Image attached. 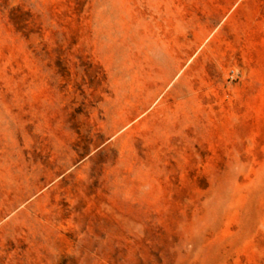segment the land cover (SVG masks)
I'll use <instances>...</instances> for the list:
<instances>
[{"label": "rangeland", "instance_id": "1", "mask_svg": "<svg viewBox=\"0 0 264 264\" xmlns=\"http://www.w3.org/2000/svg\"><path fill=\"white\" fill-rule=\"evenodd\" d=\"M188 0H0V264H264V43L164 80Z\"/></svg>", "mask_w": 264, "mask_h": 264}, {"label": "crops", "instance_id": "2", "mask_svg": "<svg viewBox=\"0 0 264 264\" xmlns=\"http://www.w3.org/2000/svg\"><path fill=\"white\" fill-rule=\"evenodd\" d=\"M158 65L164 80L195 69L251 66L264 43V0H188L160 22Z\"/></svg>", "mask_w": 264, "mask_h": 264}]
</instances>
